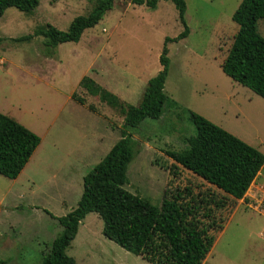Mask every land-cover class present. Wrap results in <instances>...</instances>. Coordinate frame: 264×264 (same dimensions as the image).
I'll list each match as a JSON object with an SVG mask.
<instances>
[{"label":"rangeland","instance_id":"obj_1","mask_svg":"<svg viewBox=\"0 0 264 264\" xmlns=\"http://www.w3.org/2000/svg\"><path fill=\"white\" fill-rule=\"evenodd\" d=\"M37 1L31 13L8 7L0 17V114L39 139L50 125L24 171L14 180L0 176V264L40 263L61 230L55 218L75 207L82 177L119 138L118 109L87 95L77 87L79 80L90 78L121 104L136 106L147 80L160 69L163 39L183 29L169 1L159 0L149 10L114 0L77 43L50 49L49 38L37 32L47 27L66 31L73 18L90 11L93 0ZM183 1L188 34L165 45L163 92L177 108L127 130L135 154L121 187L154 206L167 186L213 193L221 229L201 264H264V164L244 196L235 200L165 156V151H181L194 134L187 111L264 155V100L219 69L236 31L230 17L240 0ZM256 29L264 38V21ZM72 93L84 104L71 101ZM80 151L84 158L76 157ZM75 160L80 162L74 165ZM101 228L96 214L85 215L65 254L75 264H148L105 239Z\"/></svg>","mask_w":264,"mask_h":264},{"label":"trees","instance_id":"obj_2","mask_svg":"<svg viewBox=\"0 0 264 264\" xmlns=\"http://www.w3.org/2000/svg\"><path fill=\"white\" fill-rule=\"evenodd\" d=\"M113 1L93 0L90 11L73 18L66 31L47 27L36 35L48 37L46 45L50 49L62 43H77L83 31L94 27L112 9ZM128 1L153 10L159 0ZM163 1L173 5L183 29L175 37L163 39L158 57L160 69L147 80L136 106L121 104L116 96L90 78L82 77L77 84L87 95L97 96L108 107L118 109L122 124L118 140L82 177L75 207L55 218L61 230L39 264H75L65 251L75 237L79 222L89 213L101 220V235L105 239L148 264H201L214 242V233L221 229L214 218V211L220 205L213 193L193 191L188 186H167L162 190L159 205L154 206L121 187L127 181V165L135 154L127 130L134 129L144 119L156 120L165 110L177 108L163 92L168 67L165 45L188 34L183 19L185 3ZM37 4V0H0V17L8 7L31 13ZM230 19L236 31L219 69L230 81L264 100V38L256 29L257 22L264 21V0H240ZM25 39L29 37L17 38ZM70 99L84 104L74 93ZM87 109L92 111L91 106ZM185 115L194 134L186 138L181 151H165V156L208 186L232 199H241L261 170L264 155L201 116L190 111ZM39 143L37 135L0 114V176L14 180Z\"/></svg>","mask_w":264,"mask_h":264},{"label":"crops","instance_id":"obj_3","mask_svg":"<svg viewBox=\"0 0 264 264\" xmlns=\"http://www.w3.org/2000/svg\"><path fill=\"white\" fill-rule=\"evenodd\" d=\"M72 101V100H71ZM49 130H50V125H48L46 128H45V130H43V132L40 134V143H39V145L37 146V148L35 149V151H37L40 147H41V145H42V143H43V139L44 138H47V134H48V132H49ZM35 151L33 152V154L35 153ZM33 154L31 155V157L33 156ZM31 157L29 158V160H28V162H27V164L24 166V168L22 169V171L21 172H23L24 171V169L27 167V165H28V163H29V161H30V159H31ZM77 158H84V153H82L81 151L80 152H78L77 153V156H76ZM78 163V162H80V160H75L74 161V165H75V163ZM20 175V174H19ZM18 175V176H19ZM17 176V177H18ZM16 179V178H15ZM66 183H69V181L68 182H66ZM72 183V182H71ZM71 210V209H70ZM69 210V211H70ZM83 220V219H82ZM78 226H79V224H78ZM78 228V227H77Z\"/></svg>","mask_w":264,"mask_h":264}]
</instances>
